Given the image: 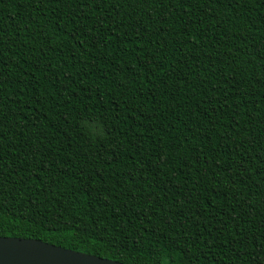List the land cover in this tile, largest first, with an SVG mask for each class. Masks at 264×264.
Here are the masks:
<instances>
[{
    "label": "trees",
    "instance_id": "trees-1",
    "mask_svg": "<svg viewBox=\"0 0 264 264\" xmlns=\"http://www.w3.org/2000/svg\"><path fill=\"white\" fill-rule=\"evenodd\" d=\"M0 237L264 264V0H0Z\"/></svg>",
    "mask_w": 264,
    "mask_h": 264
},
{
    "label": "water",
    "instance_id": "water-1",
    "mask_svg": "<svg viewBox=\"0 0 264 264\" xmlns=\"http://www.w3.org/2000/svg\"><path fill=\"white\" fill-rule=\"evenodd\" d=\"M0 264H123L38 240L0 237Z\"/></svg>",
    "mask_w": 264,
    "mask_h": 264
}]
</instances>
